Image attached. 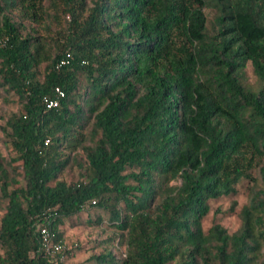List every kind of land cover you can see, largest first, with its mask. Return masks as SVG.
I'll list each match as a JSON object with an SVG mask.
<instances>
[{
    "label": "trees",
    "instance_id": "obj_1",
    "mask_svg": "<svg viewBox=\"0 0 264 264\" xmlns=\"http://www.w3.org/2000/svg\"><path fill=\"white\" fill-rule=\"evenodd\" d=\"M0 96V264H64L38 226L87 207L86 264H264V0H0Z\"/></svg>",
    "mask_w": 264,
    "mask_h": 264
},
{
    "label": "rangeland",
    "instance_id": "obj_2",
    "mask_svg": "<svg viewBox=\"0 0 264 264\" xmlns=\"http://www.w3.org/2000/svg\"><path fill=\"white\" fill-rule=\"evenodd\" d=\"M248 74L250 78H253L250 70ZM18 106L19 103L15 97H10V100L6 102L0 96V125L4 124V120L9 113L16 111ZM5 139V135L0 129V151L3 155L10 156L12 155V150L10 146L3 143V141H6ZM64 177L69 181L76 180L77 172L74 170L67 172ZM247 183L246 180H242L237 185L236 193L210 202L211 210L203 219L204 230H207L215 222L223 225L229 232H234L239 227V212L241 207L247 202L248 198ZM232 206L233 209H231ZM89 209L90 208L87 207V210ZM87 210L72 217V219H67L61 227L63 231V243L65 246L71 248L64 255V264H86V258L92 252V250H90L92 241L97 238L104 239L111 234V230L105 225L100 227L86 223ZM89 211L93 210L90 209ZM2 213L3 210L0 205V216ZM95 250L98 251L99 248H96Z\"/></svg>",
    "mask_w": 264,
    "mask_h": 264
},
{
    "label": "built area",
    "instance_id": "obj_3",
    "mask_svg": "<svg viewBox=\"0 0 264 264\" xmlns=\"http://www.w3.org/2000/svg\"><path fill=\"white\" fill-rule=\"evenodd\" d=\"M63 63V61H61ZM64 96V92L56 87L54 91V97L52 98H44V104L47 109H51L57 107L59 105V100ZM38 236H39V243H40V250L45 256H58L59 259L64 262V255L65 253L70 250L71 248L65 246L63 241L54 240L50 233V230L45 225H39L38 229Z\"/></svg>",
    "mask_w": 264,
    "mask_h": 264
}]
</instances>
